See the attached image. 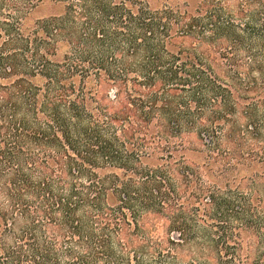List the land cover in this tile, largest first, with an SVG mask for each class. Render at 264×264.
Segmentation results:
<instances>
[{
  "label": "trees",
  "instance_id": "16d2710c",
  "mask_svg": "<svg viewBox=\"0 0 264 264\" xmlns=\"http://www.w3.org/2000/svg\"><path fill=\"white\" fill-rule=\"evenodd\" d=\"M230 1L0 0V264H264L215 69L264 50V0Z\"/></svg>",
  "mask_w": 264,
  "mask_h": 264
},
{
  "label": "rangeland",
  "instance_id": "374dc122",
  "mask_svg": "<svg viewBox=\"0 0 264 264\" xmlns=\"http://www.w3.org/2000/svg\"><path fill=\"white\" fill-rule=\"evenodd\" d=\"M152 7H160L164 4L181 5L184 2L197 4L198 0H147ZM234 7L237 1H230ZM236 9V8H235ZM50 8L46 6L39 7L33 12L32 17L48 15ZM243 23V21H240ZM241 74L242 80L231 83L238 88L240 96V106L236 115V133L246 135L243 141L241 151L243 154L260 153L264 151V50L260 44L248 38L244 41L241 49L234 58V64L225 69L222 66H215L216 71L220 74H226L230 70H237ZM227 70V71H226ZM233 72H229L231 76ZM233 82V80H232ZM251 113L253 118L244 117L245 113ZM264 175V165L259 166L257 162L243 167L242 170L234 172L231 177L235 181L231 187H238L239 190L257 194V190L264 189V176L257 178V175Z\"/></svg>",
  "mask_w": 264,
  "mask_h": 264
}]
</instances>
